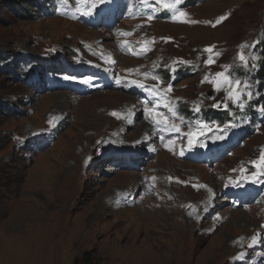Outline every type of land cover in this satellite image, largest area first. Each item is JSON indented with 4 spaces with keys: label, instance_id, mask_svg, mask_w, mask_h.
Listing matches in <instances>:
<instances>
[{
    "label": "rangeland",
    "instance_id": "obj_1",
    "mask_svg": "<svg viewBox=\"0 0 264 264\" xmlns=\"http://www.w3.org/2000/svg\"><path fill=\"white\" fill-rule=\"evenodd\" d=\"M78 2L0 0V264H264V100L209 166L196 159L227 130L180 113L219 104L225 127L251 113L259 95L241 109L216 74L254 85L264 0H126L146 15L123 21L106 0L67 16ZM168 65L188 72L169 85ZM78 72L100 88L80 96ZM241 183L261 188L241 197Z\"/></svg>",
    "mask_w": 264,
    "mask_h": 264
},
{
    "label": "snow or ice",
    "instance_id": "obj_2",
    "mask_svg": "<svg viewBox=\"0 0 264 264\" xmlns=\"http://www.w3.org/2000/svg\"><path fill=\"white\" fill-rule=\"evenodd\" d=\"M97 0H92V4L93 7H95ZM158 3H163V0H157ZM175 3H180V0H174ZM166 7H169L170 5H165ZM180 16H184L183 12H179ZM149 19H151V17H149ZM224 19L223 17L221 18V20ZM220 22V21H218ZM206 52L208 53H212L213 49L207 48L205 49ZM217 55H219V53H217ZM238 59L241 61V66L243 67H247L248 66V59L245 57V55L243 53H241L238 57ZM206 63L211 64L214 63V60L209 57V59L206 61ZM252 67H255V65H252ZM217 77H222L223 81L222 84L226 85L227 88L229 89V91L227 92V98H231L234 100V102H237V106L240 107L241 109H243L244 104L243 101L240 99V97H243L245 95L247 96H251V92L250 91H238V89L243 86L244 89H250V84L247 81H241L240 79L232 76L230 73H225V72H220L216 74ZM66 79L68 77H65ZM140 88H144L145 85L143 84H139L138 85ZM235 86V87H234ZM170 90V89H169ZM217 107H219L220 105L217 104ZM226 106V105H225ZM264 111V110H262ZM49 123L51 124L52 121H49ZM164 123L166 124L167 121L165 120ZM176 131H179V129L177 128ZM191 143V141H190ZM260 164L264 165V154L261 155L260 157Z\"/></svg>",
    "mask_w": 264,
    "mask_h": 264
},
{
    "label": "bare ground",
    "instance_id": "obj_3",
    "mask_svg": "<svg viewBox=\"0 0 264 264\" xmlns=\"http://www.w3.org/2000/svg\"><path fill=\"white\" fill-rule=\"evenodd\" d=\"M54 19H55V20H53L54 22H50L51 25L62 22L61 19H59V18H57V17H55ZM94 35H95V34H94ZM127 60H128V59H127ZM125 61H126V60H125ZM111 97H114L115 100H120V98L123 99V96H122V95L112 94ZM81 101L83 102V101H86V100H85V99H81ZM121 101H123V100H121ZM58 105H59V104H58ZM142 128H143V127H142Z\"/></svg>",
    "mask_w": 264,
    "mask_h": 264
},
{
    "label": "trees",
    "instance_id": "obj_4",
    "mask_svg": "<svg viewBox=\"0 0 264 264\" xmlns=\"http://www.w3.org/2000/svg\"><path fill=\"white\" fill-rule=\"evenodd\" d=\"M25 6H28V4H26ZM263 74H264V63L262 64L260 70L258 71V74H257L256 77H255V80H256V81H257V80H261V78H263ZM86 261H87V260H86ZM87 263H88V261H87ZM75 264H77V263L75 262ZM88 264H89V263H88Z\"/></svg>",
    "mask_w": 264,
    "mask_h": 264
}]
</instances>
